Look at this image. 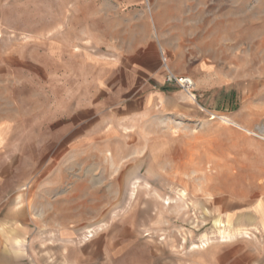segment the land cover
Returning <instances> with one entry per match:
<instances>
[{"label":"rangeland","instance_id":"rangeland-1","mask_svg":"<svg viewBox=\"0 0 264 264\" xmlns=\"http://www.w3.org/2000/svg\"><path fill=\"white\" fill-rule=\"evenodd\" d=\"M263 130L264 0H0L13 264H264Z\"/></svg>","mask_w":264,"mask_h":264},{"label":"crops","instance_id":"crops-1","mask_svg":"<svg viewBox=\"0 0 264 264\" xmlns=\"http://www.w3.org/2000/svg\"><path fill=\"white\" fill-rule=\"evenodd\" d=\"M4 179L0 174V264H13L14 252L25 251L24 246L33 239L34 231L29 214L19 206L21 201L7 204L9 194Z\"/></svg>","mask_w":264,"mask_h":264},{"label":"built area","instance_id":"built-area-1","mask_svg":"<svg viewBox=\"0 0 264 264\" xmlns=\"http://www.w3.org/2000/svg\"><path fill=\"white\" fill-rule=\"evenodd\" d=\"M166 78H167L166 79L167 83L176 85L182 91L187 93L189 96L193 95L192 93H193L195 84L191 78L186 77V76H177L171 73L170 71L168 72Z\"/></svg>","mask_w":264,"mask_h":264},{"label":"bare ground","instance_id":"bare-ground-1","mask_svg":"<svg viewBox=\"0 0 264 264\" xmlns=\"http://www.w3.org/2000/svg\"><path fill=\"white\" fill-rule=\"evenodd\" d=\"M192 97V96H191ZM264 131V130H263Z\"/></svg>","mask_w":264,"mask_h":264}]
</instances>
